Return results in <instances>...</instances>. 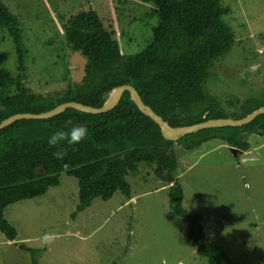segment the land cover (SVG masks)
Instances as JSON below:
<instances>
[{
	"label": "rangeland",
	"instance_id": "1",
	"mask_svg": "<svg viewBox=\"0 0 264 264\" xmlns=\"http://www.w3.org/2000/svg\"><path fill=\"white\" fill-rule=\"evenodd\" d=\"M1 1L25 28V85L44 97L62 94L83 77L85 59L74 53L80 61L75 67L69 49L62 46V21L68 15L92 6L116 38L122 28L120 48L127 56L146 46L156 24L142 19L151 7L142 0ZM165 2L179 51L210 24L233 43L205 79L225 112L238 110L247 99L264 104V41L259 40H264V0ZM56 13L63 18L58 20ZM16 66L12 43L5 30L0 31V67L16 76ZM250 136V148L237 157L217 139L189 151L173 146L182 206L188 214L202 216L208 242L220 246L232 264H264V134ZM126 180L129 200L119 192L107 201L96 198L74 218L77 180L64 173L59 185L44 195L9 205L4 217L16 229L17 239L6 241L0 233V264H30L31 251L39 250L38 264H206L187 238L185 225L170 212L169 186L155 178L154 166L139 165ZM46 234L52 236L50 241H44Z\"/></svg>",
	"mask_w": 264,
	"mask_h": 264
},
{
	"label": "trees",
	"instance_id": "2",
	"mask_svg": "<svg viewBox=\"0 0 264 264\" xmlns=\"http://www.w3.org/2000/svg\"><path fill=\"white\" fill-rule=\"evenodd\" d=\"M142 2L151 4L142 19L155 20L156 24L151 27L152 35L146 46L134 55L127 56L120 48L122 28L116 38L112 26L105 24L92 6L64 18L62 46L69 49L75 67H79L80 61L74 53L85 59L83 77L80 82L69 83L62 94L44 97L32 93L25 85L29 51L25 28L0 0V31L7 33L17 62L16 76L0 67V122L18 113L46 112L65 102L99 108L108 91L121 85L132 86L142 102L171 127L231 116L238 119L264 106L247 99L238 108L240 114L230 116L232 112L226 113L222 102L206 87L208 70L233 46L220 29L213 24L206 26L179 51L165 0ZM61 15L55 14L58 20L63 18ZM259 40L264 41L261 37ZM49 53L52 55V51ZM67 74L65 65L63 80ZM68 124L86 126L88 135L78 144L59 145L67 149V155L57 160L53 157L57 149L49 147L47 139L58 129L67 131L72 127ZM253 134H264V114L242 127L205 129L175 142L166 141L158 126L130 101L127 92L119 105L106 113L87 114L68 109L49 119L16 121L0 131V233L6 241L16 240L17 231L5 219V209L57 187L62 173L77 180L74 218L96 198L107 201L119 192L129 200L131 190L126 176L137 172L139 165L154 166L155 178L169 186L170 212L185 225L186 236L197 254L206 264H232L220 246L208 242L200 224L202 216L188 214L182 206L183 189L175 178L178 160L173 146L178 144L189 151L217 139L245 152L250 148L248 137ZM42 251H31L30 264H38L37 256Z\"/></svg>",
	"mask_w": 264,
	"mask_h": 264
},
{
	"label": "water",
	"instance_id": "3",
	"mask_svg": "<svg viewBox=\"0 0 264 264\" xmlns=\"http://www.w3.org/2000/svg\"><path fill=\"white\" fill-rule=\"evenodd\" d=\"M127 92L129 94L130 101L136 106L138 111L144 116L148 117L153 121L159 128L162 138L166 141H177L178 139L197 133L198 131L205 129H215V128H238L245 126L252 122L257 116L264 114V106H261L254 111L250 112L246 116L239 119L232 118H219V119H208L200 123L188 125V126H178L171 127L166 121H164L159 115H157L149 106L145 105L137 91L130 85H121L115 87L108 91L105 96L104 102L101 107L94 108L87 106L82 103L77 102H65L60 105L55 106L53 109L46 112L31 114V113H18L9 116L0 122V131L16 121L26 119V120H39V119H49L64 113L68 109H74L87 114H102L113 110L119 105L120 99L123 94ZM69 126H74L73 124H68ZM229 150L235 156L238 152L237 149L229 148ZM242 152H240L241 154Z\"/></svg>",
	"mask_w": 264,
	"mask_h": 264
},
{
	"label": "clouds",
	"instance_id": "4",
	"mask_svg": "<svg viewBox=\"0 0 264 264\" xmlns=\"http://www.w3.org/2000/svg\"><path fill=\"white\" fill-rule=\"evenodd\" d=\"M88 135V129L84 125H74L70 127L67 131L56 130L47 139V144L49 147L56 148L57 150L53 152V157L57 160H63L67 155V149L63 147H58L62 143L67 145L78 144L83 141ZM232 148V147H229ZM235 149V148H234ZM237 154V153H236ZM245 161V160H242ZM44 241H50L52 236L46 234L43 237Z\"/></svg>",
	"mask_w": 264,
	"mask_h": 264
},
{
	"label": "flooded vegetation",
	"instance_id": "5",
	"mask_svg": "<svg viewBox=\"0 0 264 264\" xmlns=\"http://www.w3.org/2000/svg\"><path fill=\"white\" fill-rule=\"evenodd\" d=\"M259 108V107H258ZM254 111V110H253ZM233 114H240V112H239V109L238 110H236V111H231ZM252 112V111H251ZM230 118H232V117H230ZM242 118V117H241ZM232 119H234V118H232ZM239 119V118H238ZM249 138V137H248ZM238 150V152L237 153H240V152H242L241 150H239V149H237ZM242 154V153H241ZM237 155V154H236ZM236 155H235V157H236Z\"/></svg>",
	"mask_w": 264,
	"mask_h": 264
},
{
	"label": "built area",
	"instance_id": "6",
	"mask_svg": "<svg viewBox=\"0 0 264 264\" xmlns=\"http://www.w3.org/2000/svg\"><path fill=\"white\" fill-rule=\"evenodd\" d=\"M257 52L259 53V54H261V53H263V50H257Z\"/></svg>",
	"mask_w": 264,
	"mask_h": 264
},
{
	"label": "crops",
	"instance_id": "7",
	"mask_svg": "<svg viewBox=\"0 0 264 264\" xmlns=\"http://www.w3.org/2000/svg\"><path fill=\"white\" fill-rule=\"evenodd\" d=\"M258 138V137H257ZM252 139V136H250L249 138H248V142L250 143V140ZM250 145H251V143H250Z\"/></svg>",
	"mask_w": 264,
	"mask_h": 264
}]
</instances>
